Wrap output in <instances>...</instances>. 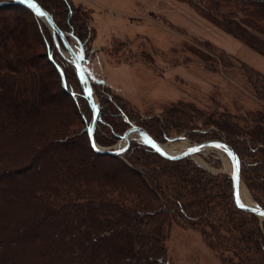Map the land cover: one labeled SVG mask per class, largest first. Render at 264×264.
Returning <instances> with one entry per match:
<instances>
[{
	"label": "trees",
	"instance_id": "obj_1",
	"mask_svg": "<svg viewBox=\"0 0 264 264\" xmlns=\"http://www.w3.org/2000/svg\"><path fill=\"white\" fill-rule=\"evenodd\" d=\"M34 1L49 11L60 29L79 39L89 57L90 47L83 30L89 27L95 35V28L90 25L91 11L74 0H58L67 6L69 21L73 22L65 24L45 0ZM180 1L197 5L201 15L214 25L264 55V0ZM21 7L43 20L28 7L0 0V264H169L165 224L170 218L180 215L195 219L208 237L210 231H219L212 224L216 220L211 213L220 201L245 211L234 199L231 175L225 177V192L220 196L213 193L217 183L212 176H204L198 166L178 162L193 156L169 159L138 139H133L123 154L131 147L140 150L124 158L97 152L89 135L93 109L76 68L57 47V43L64 47L62 38L46 21L36 27L27 23L18 9ZM37 26L42 29L47 61L39 51L42 39ZM200 43L205 49L193 50L205 63L216 64L218 59L223 65L234 64L210 41ZM47 62L57 73L59 83ZM240 66L257 96L262 97L264 73L247 62L241 61ZM92 85L100 105L96 142L105 145L99 135L102 123L121 140L132 125L133 116L124 105L114 102L115 112L126 127L115 123L105 113L99 96L100 87L109 93L110 86L98 81ZM60 86L80 107L84 132L76 127L74 111ZM163 113L170 126L180 128L177 132L167 129L163 137L146 128L153 139L165 143L174 136H192V130L199 129L207 137L194 143L224 140L239 156L241 179L243 148L248 143L247 148L255 156L250 160L248 176L264 191V106L252 112L245 123L226 110L213 113L204 120L214 127L208 130L196 123L194 114L198 110L190 104L179 102L175 107L164 108ZM143 150L176 162L175 167L160 166ZM252 200L264 207L263 200ZM233 224L222 227L235 238H244V244L239 245L252 253L249 257H254L255 264L264 261L260 230ZM219 238L221 242L223 238Z\"/></svg>",
	"mask_w": 264,
	"mask_h": 264
},
{
	"label": "rangeland",
	"instance_id": "obj_2",
	"mask_svg": "<svg viewBox=\"0 0 264 264\" xmlns=\"http://www.w3.org/2000/svg\"><path fill=\"white\" fill-rule=\"evenodd\" d=\"M45 1L56 10L57 17L63 23H73L72 20L69 21L70 16L64 3L58 0ZM74 1L91 11L90 25L95 28V35L89 27L83 30L90 47L89 57L85 55L79 39L70 33L71 43L84 57L90 78L94 80V75L98 82L105 83V87L110 86L109 93L108 89L106 91L100 87L99 96L104 102L105 113L122 128L126 125L118 112H115V105L112 104L114 102L126 107L128 113L133 116L132 123L139 122L144 128L162 137L167 129L177 132L180 128L177 125L170 126L166 120L167 115L163 113L164 108L175 107L179 102L195 107L198 113L194 114V120L200 128L207 130L214 129L204 122L205 118L211 117L213 113L226 110L235 114L241 123H245L252 112L263 108L264 93H261L262 97L257 96L240 62H247L264 73V55L214 25L201 15L197 5L180 0ZM18 9L25 15L27 23L34 24L33 27H36L37 23L45 24V19L37 20L29 10L22 7ZM37 28L42 39L38 44L39 51H42L43 59L47 61L42 29L38 26ZM43 30H46L45 25ZM204 40L210 41L217 51L225 52L234 64L223 65L218 59L216 64L205 63L193 50H204L200 43ZM57 47L62 53L69 55L65 45L63 47L57 43ZM47 64L59 83L57 73L48 62ZM60 89L74 111L76 127L84 132L80 107L64 93L61 86ZM85 110L89 112L86 105ZM171 114H168L169 117H172ZM102 125L99 129V135L104 138L105 145L102 146L119 147L120 140L115 131L113 132L111 127L109 130L104 123ZM205 136L207 137L204 131L193 129L192 136H174L164 144L170 145V151L179 153L194 144L195 140H202ZM133 137H137V133L132 134L131 138ZM248 146L249 144L245 143L243 148L245 162L241 182L245 189L247 188L250 199L255 197L264 201V191L257 186L258 182L248 176L251 173L250 160L255 157ZM136 149L139 148L131 147L126 154L122 153L118 157H127ZM144 152L160 166L175 167L173 163L176 162H169ZM192 156L187 158L189 160L178 162H186V166H198L204 176H212L214 183H217L213 193L217 192L221 196L225 192L223 181L225 177H232L233 172V162L229 155L211 147ZM188 198L190 199L189 196ZM229 203L220 201L215 206V212L211 215L216 222L213 221L212 224L219 231H210L208 237L197 226L195 219L178 215L167 221L166 253L169 264H255L254 257H249L252 253L247 249L243 250L239 245L244 244V238H235L223 225L234 226L235 223L260 230L263 236L262 247L264 218L253 217L247 210L241 211ZM219 237L223 238L221 242ZM260 264H264V261Z\"/></svg>",
	"mask_w": 264,
	"mask_h": 264
},
{
	"label": "water",
	"instance_id": "obj_3",
	"mask_svg": "<svg viewBox=\"0 0 264 264\" xmlns=\"http://www.w3.org/2000/svg\"><path fill=\"white\" fill-rule=\"evenodd\" d=\"M12 1L17 3L18 5L28 7L35 14L45 19V21L52 27L53 31L62 38V41L65 45V49L68 51L69 55L65 54L64 52L63 54L73 63L74 67L76 68L77 74L79 76V79L84 89L85 96L87 97L93 109V117L89 125V135H90L93 148L97 152L104 153V154H111V155H120L124 153L129 148L131 141L133 139H136V137L131 138V135L134 133L138 134V137L140 138L142 142L146 143L151 148H153L155 151H157L159 154L169 159H180L186 156H191L194 153L199 152L200 150L206 149V148H211V147L218 148L226 152L233 162V172H232L233 193H234V199L236 201L237 206L241 209L253 212L259 217H264V215H262V213H264L263 206L256 204V203L245 204L239 201V186L241 183V162H240L238 154L233 149V147H231L224 140L207 139V140L194 143L188 146L182 152L172 153L170 151H167L161 148L160 145H163V144L153 139V137L151 136V134L148 132L146 128H144L141 125L132 123V125L125 132L123 138L120 140L118 144L119 147L107 148V147L100 146L96 142L95 137H94L96 123H97V119H98L99 112H100V106H99L97 97L96 99L93 97V92L95 94V91L93 89L92 80L89 78L88 73L85 69V64L83 62V56L78 53V51L75 49V47L71 43L70 34L63 31L62 29L58 27L53 16L39 2L34 1V0H12ZM41 12L44 13L43 16L40 15ZM122 140H125V144L121 147L120 144Z\"/></svg>",
	"mask_w": 264,
	"mask_h": 264
},
{
	"label": "bare ground",
	"instance_id": "obj_4",
	"mask_svg": "<svg viewBox=\"0 0 264 264\" xmlns=\"http://www.w3.org/2000/svg\"><path fill=\"white\" fill-rule=\"evenodd\" d=\"M93 97L96 99V95L94 94V92H93ZM160 147L163 148L164 150H167V151H170V148H171L170 145L164 144V143H163V145H160ZM170 152H172V151H170ZM246 189H245V186L243 185V183L241 182L240 186H239V201L241 203H245V204H252L253 200L249 198V195L247 194Z\"/></svg>",
	"mask_w": 264,
	"mask_h": 264
},
{
	"label": "crops",
	"instance_id": "obj_5",
	"mask_svg": "<svg viewBox=\"0 0 264 264\" xmlns=\"http://www.w3.org/2000/svg\"><path fill=\"white\" fill-rule=\"evenodd\" d=\"M88 8H89V7H88ZM92 77H93L94 81H97V78H95V76H94V75H92Z\"/></svg>",
	"mask_w": 264,
	"mask_h": 264
},
{
	"label": "snow or ice",
	"instance_id": "obj_6",
	"mask_svg": "<svg viewBox=\"0 0 264 264\" xmlns=\"http://www.w3.org/2000/svg\"><path fill=\"white\" fill-rule=\"evenodd\" d=\"M40 15H42V16H43V15H44V13H43V12H41V13H40ZM89 94H91V93H89ZM262 215H264V213H262Z\"/></svg>",
	"mask_w": 264,
	"mask_h": 264
}]
</instances>
